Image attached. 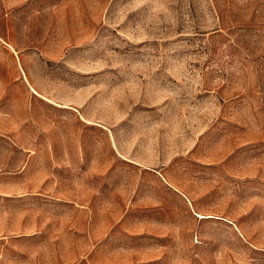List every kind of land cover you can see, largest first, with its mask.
<instances>
[{"label":"rangeland","instance_id":"obj_1","mask_svg":"<svg viewBox=\"0 0 264 264\" xmlns=\"http://www.w3.org/2000/svg\"><path fill=\"white\" fill-rule=\"evenodd\" d=\"M0 59L2 180L12 185L9 172L33 149V191L38 182L37 204L22 209L66 210L61 199L70 197L72 213L102 210L103 225L114 222L110 213L126 207L121 187L147 194L122 167L140 162L152 201L190 202L192 229L164 240L152 202L149 250L139 257L264 264V0H0ZM61 231L8 236L7 246L23 250L12 262L138 258L116 244L90 250L79 235L64 251Z\"/></svg>","mask_w":264,"mask_h":264},{"label":"crops","instance_id":"obj_2","mask_svg":"<svg viewBox=\"0 0 264 264\" xmlns=\"http://www.w3.org/2000/svg\"><path fill=\"white\" fill-rule=\"evenodd\" d=\"M1 61V59H0ZM4 88V84L0 79V88ZM32 105V104H31ZM30 105V108H31ZM0 106L2 107V103L0 102ZM3 110L0 109V118L6 115V110L2 107ZM59 109V108H57ZM2 114V115H1ZM22 121V119H20ZM25 120L23 123H26ZM0 135L6 136V133L0 130ZM32 137V136H31ZM23 149L26 148H17L19 152H22ZM29 152L25 160H21L20 164H18L17 168L10 173V175L14 176V183L12 185H5L2 176L8 174L3 170L4 167L1 168L0 162V264H12L13 260L17 257H21V252L23 251L20 247L19 243H12L7 246V237L10 235H23V234H39L46 230L47 234H63L62 243L63 250H70V236L71 235H79L82 238H85V242L92 246L90 250H103L107 244L115 245L110 247L111 250H115V248L119 252H135L138 253V258L130 260V258H126V260H119L117 264H149L150 261L146 260L144 257H139L141 252L145 251V248L148 249L150 245V233L149 230L147 232L144 231L143 227H145L144 221L150 218V204L155 202L154 204L158 205V215L154 218H157L155 221L157 225L161 228V234L166 236L167 238L164 240H170L173 236H178L182 234L184 230L190 233L192 227L190 226V219L192 218L190 212V202L185 200L183 196L178 194L169 195L166 197L154 198L152 201L150 196V182L144 179L143 173L145 171H149L148 167L145 164L140 162H132L126 163L122 167H126L128 169H133L137 172L133 176L131 181V187L137 188H146V193L140 194L135 193L130 194L126 186L121 187L120 191L123 193V204H125L124 208L116 211L115 214L110 213V220H115L114 222L109 221L103 225L102 219L105 215L108 218V214L105 211H99L98 213H92L90 211H85L80 208L77 214L72 213L70 210L71 200L70 197H64L61 199V202L69 209L62 211H47L45 214L41 213L38 209H32L31 211H27L22 209L23 203L30 204L34 201L35 204L38 202V182H35V189L33 191L31 187V181L28 182L27 174H28V166L33 158V149H26ZM30 160V162H29ZM95 192L101 193V186L103 185V176L102 174H96L95 176ZM163 182L165 183V187H173L176 184L168 181L165 178ZM160 183H162L161 179H157ZM122 181H129L127 178ZM98 185V187H97ZM114 184H111V191L113 192ZM142 189V190H144ZM138 190V192L140 191ZM103 197L100 198L99 201L102 200ZM53 199H56L54 197ZM12 201L13 203H18L20 211L18 213H10L8 215L7 210L5 209V202ZM60 200H54L55 204H62ZM80 202V201H79ZM177 202L178 205H176ZM101 203V202H100ZM81 204V202H80ZM121 206V205H120ZM184 213L187 215V222L184 223ZM198 217H206L203 214L198 213ZM148 218V219H147ZM135 223V224H133ZM141 226L142 230H134L132 226ZM196 225V223H194ZM146 237V242L145 241ZM175 239V238H174ZM18 245V246H17ZM9 247H12L11 249ZM163 247H167V244H164ZM101 248V249H100ZM149 250V249H148ZM8 251H16L14 258H11V255ZM135 255V254H132ZM113 261L108 262L106 264H116L114 261L118 259H112ZM157 261V260H155ZM91 264H102L101 262H96L93 260H87V263ZM13 264H23L22 262Z\"/></svg>","mask_w":264,"mask_h":264},{"label":"bare ground","instance_id":"obj_3","mask_svg":"<svg viewBox=\"0 0 264 264\" xmlns=\"http://www.w3.org/2000/svg\"><path fill=\"white\" fill-rule=\"evenodd\" d=\"M201 216V215H200Z\"/></svg>","mask_w":264,"mask_h":264}]
</instances>
